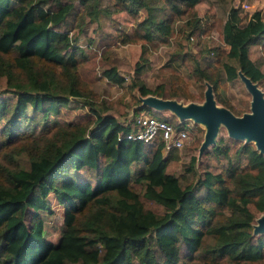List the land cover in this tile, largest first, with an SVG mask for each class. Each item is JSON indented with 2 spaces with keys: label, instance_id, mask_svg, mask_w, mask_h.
I'll return each mask as SVG.
<instances>
[{
  "label": "trees",
  "instance_id": "obj_1",
  "mask_svg": "<svg viewBox=\"0 0 264 264\" xmlns=\"http://www.w3.org/2000/svg\"><path fill=\"white\" fill-rule=\"evenodd\" d=\"M198 1L161 0L170 13L155 17L148 0H113L128 14L148 7L126 37L142 39L134 74L145 67L146 45L166 39L173 19L194 14ZM78 2L90 19L106 10L99 0ZM73 7L71 0H0V264H264V230L252 232L254 216L264 210V154L252 141L219 135L199 162L193 154L181 162L180 175L191 174L183 179L168 163L176 148L163 154L161 142L125 137L131 121L102 112L109 105H89L85 120L58 116L89 85L81 73L88 57L68 34L72 16L82 17L70 15ZM199 28L195 17L191 30ZM218 33L226 45L225 77L240 69L261 82L260 61L248 53L250 45L264 50L260 10L242 18L229 6ZM219 68L211 76L207 67H195L216 101L238 113L217 93ZM101 74L116 84L124 79L113 64ZM178 79L182 84L170 86V94L198 96ZM131 80L140 94L163 93L162 85ZM48 114L58 119L47 121ZM49 191L63 206L55 242L45 238L39 213L50 210Z\"/></svg>",
  "mask_w": 264,
  "mask_h": 264
},
{
  "label": "rangeland",
  "instance_id": "obj_2",
  "mask_svg": "<svg viewBox=\"0 0 264 264\" xmlns=\"http://www.w3.org/2000/svg\"><path fill=\"white\" fill-rule=\"evenodd\" d=\"M73 3V11L70 15L81 13L82 17L72 16V23L75 25L68 28V34L88 57V60L81 68L83 79L89 84L88 92L85 96L70 97L73 99L67 107H62L59 117L67 119L68 115H76L83 120L89 118V105L100 110V106L107 104L109 107L103 108L102 112L114 113L120 121H131L138 111L144 110L155 115L168 116L172 121H179L177 116L168 108H154L143 103L142 97L147 94H140L138 87L131 80L132 75L140 79L145 86L157 89L162 85V95L160 97L174 98L181 102L196 101L203 99V91L209 83L206 79L200 78L199 72L195 69L197 66L207 67L203 69L207 74L212 76V72L219 67L220 84L218 92L223 98L229 102L232 107L238 110L240 114L249 109L250 92L244 85L243 80L236 74L235 77L227 79L224 70L221 69L220 60L222 53L226 49L225 43L219 38L218 30L221 21L225 17L229 6L234 5L239 8L242 18H246L250 11L259 9L262 17H264V0H200L194 5V14L182 13L173 19V32L166 39L154 41L146 45L143 53L147 56L145 67L141 72L134 74V61L140 59L142 39L133 37L127 39V35H132L135 23L145 15L146 7H140L134 14H128L123 10L116 9L113 0H99V5L105 7L106 10L100 9L96 18L90 19L83 12L82 5L78 0H71ZM247 3L248 6H243ZM150 10L155 17L170 13L168 8L162 4L161 0H148ZM197 17L200 22L201 31L196 32L192 29L193 19ZM8 40V35L1 38L3 43ZM248 53L251 57L260 61L261 68L264 70V50L259 45H250ZM85 61V60H84ZM196 63H199L197 65ZM107 64H113L117 70L123 74L121 84L110 82L101 74V67ZM181 77L189 91L195 95L193 97H185L180 94H170V86L179 81ZM211 85V84H210ZM264 96V79L257 83ZM212 96L214 90L211 87ZM215 99V98H214ZM90 101V104L87 102ZM216 104L225 106L216 101ZM227 107V106H225ZM228 108V107H227ZM233 112V111H232ZM234 113V112H233ZM82 114V115H81ZM85 114H88L85 116ZM81 115V116H80ZM157 116V115H156ZM47 121H55L58 119L53 114H48ZM32 125L33 132L38 133L40 124ZM182 124L188 128L189 139L180 148H176L177 158L169 167L183 179L191 177L190 173L181 174V162L187 161L190 155L195 156V162H199L206 149L210 147L219 135H228L225 126L219 123L214 134V141L208 143L201 153L198 151L199 143L203 136L204 125L192 118L181 119ZM90 124V123H89ZM230 136V135H228ZM232 137V136H230ZM245 140L246 137H234ZM252 141V140H250ZM253 142V141H252ZM254 143V142H253ZM165 153V150H161ZM50 203V210H39L43 220V232L45 238L55 242L61 229L62 208L58 203L52 191L47 193ZM31 209L24 210V220L27 222ZM262 212V211H261ZM260 212L256 213L252 223ZM256 233V232H254Z\"/></svg>",
  "mask_w": 264,
  "mask_h": 264
},
{
  "label": "water",
  "instance_id": "obj_3",
  "mask_svg": "<svg viewBox=\"0 0 264 264\" xmlns=\"http://www.w3.org/2000/svg\"><path fill=\"white\" fill-rule=\"evenodd\" d=\"M237 74L241 77L244 85L250 92L249 109L240 114L233 113L229 108L218 105L211 92V85L207 83L203 91V99L200 102H181L174 98L160 97L147 94L142 97L143 103L154 108H168L179 120L192 118L204 125L202 139L198 146L201 153L203 148L214 141V134L219 123H222L228 135L243 137L252 140L255 147L264 154V96L256 81L245 75L240 69ZM264 230V210L256 216L252 223V232Z\"/></svg>",
  "mask_w": 264,
  "mask_h": 264
},
{
  "label": "built area",
  "instance_id": "obj_4",
  "mask_svg": "<svg viewBox=\"0 0 264 264\" xmlns=\"http://www.w3.org/2000/svg\"><path fill=\"white\" fill-rule=\"evenodd\" d=\"M242 4L248 6L247 3ZM124 136L146 143L161 142V149L167 150L170 147L180 148L189 139V132L186 126H174L162 117L141 110L131 120L130 128Z\"/></svg>",
  "mask_w": 264,
  "mask_h": 264
}]
</instances>
